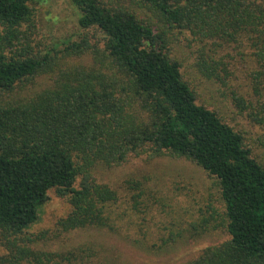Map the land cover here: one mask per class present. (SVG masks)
Returning <instances> with one entry per match:
<instances>
[{"label":"trees","instance_id":"trees-1","mask_svg":"<svg viewBox=\"0 0 264 264\" xmlns=\"http://www.w3.org/2000/svg\"><path fill=\"white\" fill-rule=\"evenodd\" d=\"M33 1L0 0V264H82L77 252L41 256L21 236L50 190L70 207L57 222L62 232L114 230L119 198L91 170L140 151L186 159L216 180L224 209L217 228L229 239L188 264H264V168L239 132L197 104L167 42L171 30L189 33L196 66L212 82L234 79L230 54L244 63L249 94L234 101L250 111L264 148V0H71L80 28L103 35V60L60 69L49 88L16 99V88L46 73L57 54L34 52L21 30ZM81 45L64 52L80 54ZM126 186L139 192L132 207L149 212L151 197L138 201L140 185ZM192 226L197 236L210 228L206 220Z\"/></svg>","mask_w":264,"mask_h":264},{"label":"rangeland","instance_id":"rangeland-1","mask_svg":"<svg viewBox=\"0 0 264 264\" xmlns=\"http://www.w3.org/2000/svg\"><path fill=\"white\" fill-rule=\"evenodd\" d=\"M30 7V26L21 29L28 36L29 46L41 55L57 54L46 73L16 88L13 95L16 99L49 88L60 69L97 67L104 58L103 35L95 28H80V12L71 0H35ZM167 42L170 56L180 63L182 78L193 90L197 104L214 111L239 132L251 156L264 168L262 132L247 117L250 111H243L234 101L235 97L247 98L249 94L244 63L230 54V62L237 69L234 79L224 84L212 82L196 66L199 45L193 43L189 33L171 30ZM71 44H84L81 45L84 51L66 55L65 47ZM91 175L119 198L114 230L88 228L62 232L57 222L68 215L70 207L66 199L50 190L36 222L21 236L20 245L41 256L77 252L83 258L82 264H188L202 250L229 239L223 227L217 228L224 219V209L216 180L186 159L166 153L150 157L148 152L140 151L129 154L119 165L96 164ZM127 182L140 185L144 195L138 201L151 197L149 212H145L144 206L132 207L133 197L139 192L130 191ZM203 220L208 221L210 228L200 236L194 235L192 225L198 226ZM80 250L89 252L80 254ZM6 253L0 245V257ZM28 262L35 264L32 259Z\"/></svg>","mask_w":264,"mask_h":264}]
</instances>
